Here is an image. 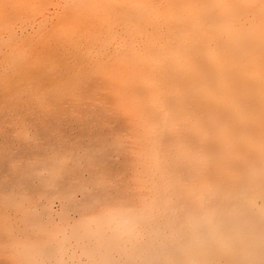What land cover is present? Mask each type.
<instances>
[{
	"label": "rangeland",
	"instance_id": "obj_1",
	"mask_svg": "<svg viewBox=\"0 0 264 264\" xmlns=\"http://www.w3.org/2000/svg\"><path fill=\"white\" fill-rule=\"evenodd\" d=\"M263 80L264 0H0V264L180 260L264 184Z\"/></svg>",
	"mask_w": 264,
	"mask_h": 264
},
{
	"label": "bare ground",
	"instance_id": "obj_2",
	"mask_svg": "<svg viewBox=\"0 0 264 264\" xmlns=\"http://www.w3.org/2000/svg\"><path fill=\"white\" fill-rule=\"evenodd\" d=\"M238 83L244 87L248 85L242 80ZM259 85L251 84L248 98L254 100L264 95V89ZM227 123L232 127V123L229 121ZM230 144V141L224 140L218 134L213 145L214 151L228 159V153L232 151H229ZM223 167H226V162ZM246 175L248 178H244ZM230 180H232L231 185ZM245 180L248 181L242 185V181ZM208 194L221 197L222 202L218 204L219 207L215 211L211 210L214 213L207 211V214L211 216V213L224 214L231 211L232 219L211 221L207 229L202 230L195 216L190 214L184 226L185 236L182 240L184 244L181 243L179 248L182 252L181 259L172 257L170 263L183 261L191 264H264V232L259 231L257 220H254V224L251 219L257 217V214L253 212V201L256 198L262 199L263 205L260 212L264 214V184L260 171L250 175L243 171L236 178L229 177L227 187L217 185ZM175 231L182 236L180 228ZM174 260L178 261L174 262Z\"/></svg>",
	"mask_w": 264,
	"mask_h": 264
}]
</instances>
